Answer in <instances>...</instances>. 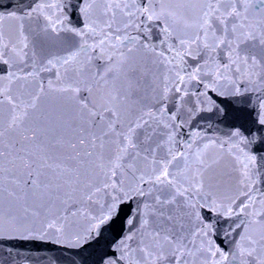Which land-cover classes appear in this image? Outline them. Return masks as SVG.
Segmentation results:
<instances>
[{
  "label": "snow or ice",
  "instance_id": "6c2138e0",
  "mask_svg": "<svg viewBox=\"0 0 264 264\" xmlns=\"http://www.w3.org/2000/svg\"><path fill=\"white\" fill-rule=\"evenodd\" d=\"M6 19L0 264L11 240L264 264V0H30Z\"/></svg>",
  "mask_w": 264,
  "mask_h": 264
}]
</instances>
